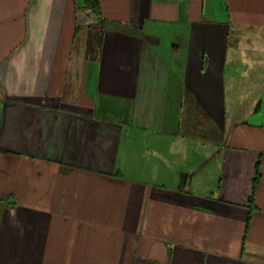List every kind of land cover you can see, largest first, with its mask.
Returning a JSON list of instances; mask_svg holds the SVG:
<instances>
[{
	"label": "crops",
	"instance_id": "1",
	"mask_svg": "<svg viewBox=\"0 0 264 264\" xmlns=\"http://www.w3.org/2000/svg\"><path fill=\"white\" fill-rule=\"evenodd\" d=\"M0 264H264V0H0Z\"/></svg>",
	"mask_w": 264,
	"mask_h": 264
},
{
	"label": "trees",
	"instance_id": "2",
	"mask_svg": "<svg viewBox=\"0 0 264 264\" xmlns=\"http://www.w3.org/2000/svg\"><path fill=\"white\" fill-rule=\"evenodd\" d=\"M257 181H258V170L256 169V174H255V177H254V180H253V184H252V192H251V195H250V198H249V203L251 204V201H252V197H253V190L257 184Z\"/></svg>",
	"mask_w": 264,
	"mask_h": 264
}]
</instances>
